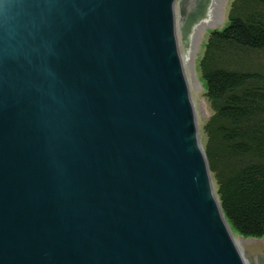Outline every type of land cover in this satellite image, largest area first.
Instances as JSON below:
<instances>
[{"label":"water","instance_id":"obj_1","mask_svg":"<svg viewBox=\"0 0 264 264\" xmlns=\"http://www.w3.org/2000/svg\"><path fill=\"white\" fill-rule=\"evenodd\" d=\"M229 1L0 0V264H264L200 142Z\"/></svg>","mask_w":264,"mask_h":264},{"label":"trees","instance_id":"obj_2","mask_svg":"<svg viewBox=\"0 0 264 264\" xmlns=\"http://www.w3.org/2000/svg\"><path fill=\"white\" fill-rule=\"evenodd\" d=\"M211 115L206 160L229 225L264 239V0H234L198 64Z\"/></svg>","mask_w":264,"mask_h":264},{"label":"rangeland","instance_id":"obj_3","mask_svg":"<svg viewBox=\"0 0 264 264\" xmlns=\"http://www.w3.org/2000/svg\"><path fill=\"white\" fill-rule=\"evenodd\" d=\"M179 1V0H178ZM234 0H230L229 1V5H228V9H227V12H226V16H225V19L223 21V24H222V27L221 29H213L211 28L210 31L208 32V35H207V39L210 35V33L214 30H222L223 28H225L228 24H229V12L231 10V6H232V2ZM175 20H176V27H175V32H176V40H177V44H178V48H179V52H180V55L182 57V61H183V50H182V44H181V37H180V31H179V26H178V9H177V6H176V9H175ZM207 39H206V42H207ZM206 42H205V45H206ZM205 45H204V48H203V51L201 53V56H200V59L204 53V49H205ZM199 59V61H200ZM205 92H206V86H205V83L201 80V76H200V72H199V98L201 99L202 103L204 104L205 106V112H206V116L201 120V139H200V142L202 144V146H204V143H205V138H204V134H203V125L205 124L206 120L209 118V116L211 115V110H210V107H209V104L206 100V97H205ZM215 188V186H214ZM230 226V230L232 232V236L234 238L236 237H239V238H248V237H243V236H240L233 228L231 225ZM259 239H263V238H259ZM264 240V239H263Z\"/></svg>","mask_w":264,"mask_h":264},{"label":"bare ground","instance_id":"obj_4","mask_svg":"<svg viewBox=\"0 0 264 264\" xmlns=\"http://www.w3.org/2000/svg\"><path fill=\"white\" fill-rule=\"evenodd\" d=\"M183 62H184V58H183Z\"/></svg>","mask_w":264,"mask_h":264}]
</instances>
